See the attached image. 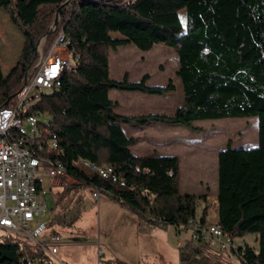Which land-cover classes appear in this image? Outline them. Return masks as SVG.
I'll list each match as a JSON object with an SVG mask.
<instances>
[{
  "label": "trees",
  "instance_id": "16d2710c",
  "mask_svg": "<svg viewBox=\"0 0 264 264\" xmlns=\"http://www.w3.org/2000/svg\"><path fill=\"white\" fill-rule=\"evenodd\" d=\"M64 1L0 0V8L24 37L15 64L6 74L0 69V106L22 85L38 40L45 35L48 45L63 29L75 66L63 73L57 89L44 92L32 107L49 115L44 127L57 138V149L48 155L57 158L74 181L65 190L87 188L104 194L137 215L140 234L170 226L188 231L186 223L196 215L197 202L203 203L204 220L210 199L206 193L180 192L177 155L134 154L130 146L136 138L128 136L123 125L154 122L202 131L196 121L256 117V146L235 148L229 139L217 154L216 219L232 240L255 234L256 245L244 243L232 250L241 264H264V0ZM57 12L56 30L47 32ZM130 43L143 51L164 43L177 53L183 98L172 114L115 111L111 89L156 95L175 89L171 80L149 84L147 73L138 81H129L127 73L121 80L110 77V50ZM38 156L42 159L41 152ZM82 160L110 166L113 173L104 178ZM81 210L52 215L50 233L60 236L59 229L77 221ZM177 254L179 264L207 255L189 239ZM103 262L129 264L118 257ZM0 264L56 263L8 236L0 239Z\"/></svg>",
  "mask_w": 264,
  "mask_h": 264
},
{
  "label": "rangeland",
  "instance_id": "374dc122",
  "mask_svg": "<svg viewBox=\"0 0 264 264\" xmlns=\"http://www.w3.org/2000/svg\"><path fill=\"white\" fill-rule=\"evenodd\" d=\"M182 12L184 11L179 12L180 15H182ZM57 14L59 21L60 13L57 12ZM0 16V69L4 74L7 66L12 62L14 65L17 61L24 37L11 23L8 14L2 8H0ZM181 22L184 26L185 18ZM55 30L56 28L53 31ZM62 30L59 29L55 37ZM112 36L115 37V35ZM51 43L46 45L44 35L38 40L36 49L41 48L44 52ZM12 44H14V49H11ZM178 64L177 53L172 47L164 43L155 44L147 51L137 48L132 43L118 46L116 50H110L109 67L112 79L121 80L124 74L127 73L129 81H138L144 74L148 73L150 77L149 84L165 85L171 80L175 85L174 91L163 95L111 89L109 98L119 102V106L116 108L117 112L124 109L130 114L136 112L172 114L176 107L181 105L183 98L182 83L180 77L176 75ZM38 98L40 99L41 95ZM43 117H49V115L45 113ZM194 124L201 127L202 131H192L183 125H176L178 126L175 127L176 130L174 132L170 131L171 133L168 136L165 135L167 134L165 130H156L153 135L160 141L159 137L161 135L172 140L177 138L180 130L185 133L187 142L181 144L178 150L180 192L206 193L210 199L209 207H215L217 201L215 198L217 192V154L226 146L229 139L232 142L231 146L235 148L256 146L257 118L208 119L196 121ZM142 154H147V152ZM81 166L86 168L82 164ZM43 182L47 189L50 187L49 206L45 216L47 222L54 214L70 212L68 215H71L73 214L71 212L82 209L77 221L72 225L59 229L62 242L58 244V256H63L62 262H68L67 259L69 258L74 264H104L103 260L125 255L123 256L124 259H128L130 263H138V260L136 262L135 259H138L136 254L140 246L139 238H143L144 235H141L137 230V215L134 212L126 209L123 216L118 215L117 213L120 211L118 209L119 204L114 202L115 205L112 202H107L108 200L104 194H100L99 199L94 198L92 196L93 191L87 188L80 189L75 193L73 190H65L64 186H69L74 182L69 177L50 180L49 177L43 176ZM52 199L54 200V207ZM212 211L210 209V213ZM117 217L119 218L118 221ZM168 230H159V232L163 235H168L169 232L170 235L172 234V236H169L171 248L173 249L172 256L164 254L166 247H164V238L162 237L159 238V244L162 248L158 250L160 252L158 257L152 254L139 257V259H146L147 263L145 264H177L175 258L178 254L174 247L175 241L176 239H185V237H188L189 232L180 230L181 233L177 238L172 229ZM49 234L50 228H47L44 235L48 236ZM0 235H3L2 230H0ZM108 236L109 239H107ZM232 242L235 247H239L244 243L256 245L255 234L248 233L233 238ZM27 247L32 249L34 245L30 243ZM227 253L226 264H241L235 253L231 251ZM216 263L219 262H215L212 257L204 255L193 259L190 264Z\"/></svg>",
  "mask_w": 264,
  "mask_h": 264
},
{
  "label": "built area",
  "instance_id": "2783aa9c",
  "mask_svg": "<svg viewBox=\"0 0 264 264\" xmlns=\"http://www.w3.org/2000/svg\"><path fill=\"white\" fill-rule=\"evenodd\" d=\"M70 44L62 30L46 51L36 49L35 59L26 69L22 85L9 102L0 106V230L3 231L0 239L11 236L24 247L33 243V248L50 256L56 264H65L56 257L57 245L62 240L52 233L44 235L48 228L45 216L50 187L46 188L43 176L50 180L68 176L59 171V160L48 155L58 147L56 136L44 127L49 117H43L42 111L32 107L37 102L34 101L37 90L57 89L63 73L74 68ZM30 122H39L41 136H31ZM10 125H21V134L9 133ZM34 152H42V160H35ZM82 161L97 169L104 178L113 173L110 166ZM92 196L98 198L99 193L93 191ZM217 206L216 201L215 207H209L201 220L203 203L197 202L196 215L187 221L186 227L188 239L193 244L202 246L215 262L226 264L227 252L234 253V245L230 233L223 231L217 223Z\"/></svg>",
  "mask_w": 264,
  "mask_h": 264
},
{
  "label": "crops",
  "instance_id": "0c3cea01",
  "mask_svg": "<svg viewBox=\"0 0 264 264\" xmlns=\"http://www.w3.org/2000/svg\"><path fill=\"white\" fill-rule=\"evenodd\" d=\"M12 65H13V62L10 65L7 66L6 70L4 71V74H6L9 71V69L12 67ZM112 101L115 102L114 109L117 112L116 108L119 106V102L116 101V100H112ZM127 112L128 111H126L124 109L123 110L121 109V111H119L117 113H119V114H128V115L141 114L139 112L131 113V114L127 113ZM176 125L177 124L154 123V122L147 123V124L141 125V126L124 124L123 125V130L128 136H133V137L136 138L135 143L130 146V150L136 155H144L142 153L143 152H147V154L148 153H155L157 155H177L178 156L179 155L178 154V150L180 148V145L181 144L183 145V144H185V142H187L186 141V135H185V133L182 132V130L179 131V134H178L177 138H173L172 140H170L169 137L161 135L159 137L160 141H158L157 138L154 137L155 135H153V132L156 131V130L157 131H164L165 130V132L167 133L165 135L168 136L171 132H174L176 130L175 127H178ZM150 144H152V145L150 146ZM99 196H100V194H99ZM98 199H99V197H98ZM106 199L108 200L107 202L114 203L113 201H111L107 197H106ZM114 204L116 205V203H114ZM117 207H119V206H117ZM118 209L120 211H118L117 214L120 215V216H123L125 214L124 211L126 209H123V208H120V207ZM118 220H119V218L117 217V221ZM117 221H116V224H117ZM168 229H172L174 235H176L175 237H177V238H178V236L181 233L180 230H176L174 227L170 226V227H168L166 229H156V230H154V231H152L151 233H148V234H141V235H144V237L142 236L143 238H139V242H140L139 245L140 246L137 249V254H136V258H138V259H135L136 262L138 260V263H135V262L134 263H130V261L128 259H124L125 257H123V256H125V255H123V256L120 255L119 258L123 259L124 261L128 262L129 264H141V263L145 264V263H147L146 259H142V258L139 259V257H141V256L146 257L149 254H152L153 256L158 257V255H160V252H158V250H159V248H162V247H160V244H159V238H162V237L164 238L163 239L164 247H166V249L164 251V254L166 253V254L172 256V250L173 249L171 248V243H170L171 240H170V237H169V236H172V234L170 235L169 234L170 232H169L168 235L167 234L163 235V234H161V232H159V230L169 231ZM184 232L188 233V231H184ZM161 235H163V236H161ZM188 237H189V233H188ZM188 237H185V239H183V240L176 239L175 244H174V247L176 248V250H177V248L179 246H182L185 243V241L188 240ZM107 239H109V236L107 237ZM58 253H59V247L57 245L56 257L59 260H61L63 258V256H58ZM139 254H140V256H138ZM66 258H68V257H66ZM67 260H68V262H64L65 264H74L72 261H70L69 258ZM175 261H177V264L179 263L178 255L175 258Z\"/></svg>",
  "mask_w": 264,
  "mask_h": 264
},
{
  "label": "bare ground",
  "instance_id": "6f19581e",
  "mask_svg": "<svg viewBox=\"0 0 264 264\" xmlns=\"http://www.w3.org/2000/svg\"><path fill=\"white\" fill-rule=\"evenodd\" d=\"M68 41L71 43L70 38L67 36ZM46 91H49L48 89H39L34 93V101H38L39 100V95L42 96V94ZM9 133L12 134H21V125H10L9 126ZM30 134L31 136H41V127L39 126V122H30ZM38 153L40 152H34V159L35 160H42L39 156ZM42 153V152H41ZM84 162V161H81ZM86 163V162H84ZM88 164V163H86ZM90 165V164H88ZM91 166V165H90ZM92 168V167H91ZM58 169L59 171H61L62 173L65 174V171L63 169V167L61 165L58 164ZM232 241V238H231Z\"/></svg>",
  "mask_w": 264,
  "mask_h": 264
},
{
  "label": "water",
  "instance_id": "95a60500",
  "mask_svg": "<svg viewBox=\"0 0 264 264\" xmlns=\"http://www.w3.org/2000/svg\"><path fill=\"white\" fill-rule=\"evenodd\" d=\"M66 2H67V0H65L63 3H66ZM57 24H58V14L56 15V18H55V20H54V23H53L52 26L48 29L47 32H51V31H53V30L56 28Z\"/></svg>",
  "mask_w": 264,
  "mask_h": 264
}]
</instances>
